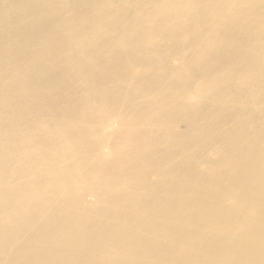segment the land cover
Wrapping results in <instances>:
<instances>
[{"label":"bare ground","instance_id":"1","mask_svg":"<svg viewBox=\"0 0 264 264\" xmlns=\"http://www.w3.org/2000/svg\"><path fill=\"white\" fill-rule=\"evenodd\" d=\"M0 264H264V0H0Z\"/></svg>","mask_w":264,"mask_h":264}]
</instances>
